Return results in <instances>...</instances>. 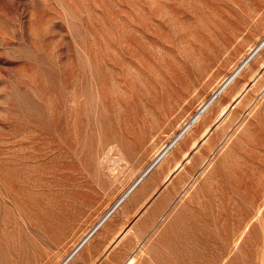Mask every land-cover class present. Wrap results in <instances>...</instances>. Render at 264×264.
<instances>
[{"label": "rangeland", "instance_id": "1", "mask_svg": "<svg viewBox=\"0 0 264 264\" xmlns=\"http://www.w3.org/2000/svg\"><path fill=\"white\" fill-rule=\"evenodd\" d=\"M263 37L264 0H0V264H264V47L106 215Z\"/></svg>", "mask_w": 264, "mask_h": 264}, {"label": "bare ground", "instance_id": "2", "mask_svg": "<svg viewBox=\"0 0 264 264\" xmlns=\"http://www.w3.org/2000/svg\"><path fill=\"white\" fill-rule=\"evenodd\" d=\"M263 47H264V37L260 40V42L255 47L250 49V51L243 58V60L237 65V67L223 80V82H221L213 90V93L211 94V96L208 99H206L201 104V106L198 108L197 112L192 117H190V119L188 121H186L184 123V125L178 130L176 135L173 138H171L172 140L169 142V144L165 145L155 155V157L153 158V160L149 164V166L144 171L142 170L140 175L134 180V182L131 185H129L128 189L121 195V197L117 200V202H115V204L113 203L114 206L108 211V214H106L107 216L116 207L118 208L119 206H121L123 204V202L143 183V181L149 176V174L156 167H158L160 164H162L161 162L168 157L169 153L174 148V145H176L179 140H181L190 130H192V128L198 122H200L199 123L200 125L203 124L204 120L208 117V114L211 113L212 111H215L217 108H219L218 109V117H223L231 108H234L236 106V104L239 103L243 94L248 90V86L243 85L239 90L232 93L233 88L236 87V85H237V83H234V82L236 81V79L239 76V74L241 73V71L249 64V62L252 60V58L255 57L256 54L261 49H263ZM223 94H225V95L219 100V98ZM226 96H231V102H229V104H227V105H224L222 102ZM211 107H212V109L210 110ZM209 110H210V112H209ZM216 125H217V123H216ZM210 132H211L210 126H206V128L202 134V138L205 139ZM193 143H194L193 147H196L197 141H195ZM187 156H188V153H185L184 158L189 157V156L188 157ZM183 164L184 163L181 161L176 162V164L173 167H171L170 170L167 172L166 177H165L163 182L165 184L168 183L171 180V178L174 176V174L183 167ZM107 216H105L104 218H100L102 220H100V222L96 225L97 228L101 223L104 222V220L106 219ZM108 217H110V215ZM96 227H94V230H96ZM92 233H93V230L90 231V233L87 234V236L82 241L80 240L81 242L79 243L78 248L81 247L83 245V243H85V241L87 242V238ZM92 235H94V234H92ZM75 253H77V252H75ZM72 259H73V253L71 255L67 256V258L61 264H68L69 262H71ZM133 261H134V258L132 257V259L129 260V263L132 264Z\"/></svg>", "mask_w": 264, "mask_h": 264}]
</instances>
